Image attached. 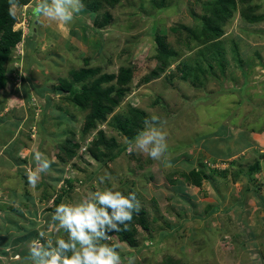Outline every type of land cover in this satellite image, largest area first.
<instances>
[{
  "label": "rangeland",
  "instance_id": "374dc122",
  "mask_svg": "<svg viewBox=\"0 0 264 264\" xmlns=\"http://www.w3.org/2000/svg\"><path fill=\"white\" fill-rule=\"evenodd\" d=\"M208 1L214 0H119L104 5L103 11L112 17L105 28L95 24L97 17L103 21V11L96 16L84 2L68 25L35 16L37 0L17 5L14 28L21 27L25 35L8 58V84L0 89V264H32L28 245L40 239L38 230L53 240L67 237L51 221L62 189L68 190L62 202H73L113 184L123 193L136 194L149 225L135 234L137 245L118 233L102 241L118 245L123 264L129 258L147 264L174 256L195 264H264L262 199L246 189L244 177L235 180L229 168L248 169L259 159L264 163V0H235L236 10L217 39L193 51L180 48L181 26L198 24ZM253 15L260 21L251 23ZM156 36L179 55L159 77L140 83L158 62ZM214 53H220L217 60ZM185 57L192 66L199 60L201 68L212 66L209 73L198 71L207 81L196 80L194 74L180 78ZM136 65L132 90L81 142L87 112L53 91L59 78H69L78 67L118 73ZM130 106L141 109L147 120L160 118L171 169L138 150L130 151L134 138L105 163L89 150L97 130H103L109 142H128L127 134L114 127V115L129 113ZM73 132L78 147L59 163V157H67L64 148ZM109 148L102 149L118 151ZM35 151L52 164L33 188L25 166ZM193 167L201 170V186L181 174ZM106 174L110 178L101 183L99 177ZM262 174H253L252 181L264 193ZM66 179L72 180L71 187ZM45 191L49 199L42 198Z\"/></svg>",
  "mask_w": 264,
  "mask_h": 264
},
{
  "label": "trees",
  "instance_id": "16d2710c",
  "mask_svg": "<svg viewBox=\"0 0 264 264\" xmlns=\"http://www.w3.org/2000/svg\"><path fill=\"white\" fill-rule=\"evenodd\" d=\"M30 0H16L17 5H23L28 3ZM119 0H83L86 9L91 11L92 14L98 15V12L104 10V5H115ZM246 1V0H241ZM161 7L163 3H160ZM206 8L205 14L200 18V22L195 24L193 27L182 25L184 29V34L179 35L177 39L180 48L194 50L198 48L199 45L208 44L213 42L223 33V26L226 24L228 18L231 16L232 11L236 10L235 0H214L204 3ZM9 0H0V89L4 88L8 84L7 75V62L15 46L22 39V30L14 29V24L17 20L13 19L9 15ZM103 21H99L98 17L95 20V24L100 28H105L109 23L110 15L106 11L102 13ZM249 21L258 22L260 17L255 15L248 18ZM178 29V28H176ZM155 39H159L158 45L156 46V59L158 62L154 65V68L149 70L140 79V83L150 82L151 80L159 77L162 72L166 71V67L173 63V58L179 55L177 49H175L171 44L164 41L160 36H156ZM202 51V50H201ZM197 50L199 55L202 52ZM216 54L215 58L220 53ZM203 58L207 59V55L203 54ZM212 57V55H211ZM88 61V59H86ZM183 60V59H182ZM181 60V71L183 80L190 78L194 74L196 80L207 81V77L198 74L199 70L202 72L209 73L212 66L201 68V63H196L197 65L192 66L186 62V57ZM88 63V62H87ZM218 66H220L223 72L224 63L222 59L217 61ZM224 65V66H223ZM192 66V67H191ZM223 67V68H221ZM137 65L134 68L122 67L119 69L118 73H100V68H84L78 67L70 71L69 78H59V85L53 88V91L57 94L63 95L66 99H69L77 109L87 112L85 117V122L83 124L80 141L85 142L89 133L92 129H95L97 122L104 121L106 117L113 112V109L118 106V104L127 96V94L132 90L131 83L135 78L137 71ZM187 69H189L187 71ZM174 75V73L172 74ZM1 104V100H0ZM148 119L147 114H145L141 109L130 106L129 113L114 115L115 124L114 127L127 134L128 142L123 146L116 144L115 142H109L106 140L105 132L103 130H97L96 137L92 140L89 150L94 154L98 160L101 162H106V157L113 158L118 154L119 151L125 149L128 145L130 139L134 138L138 131L144 128V121ZM75 136V132L68 137L66 141V148H64L67 157H59V163H65L68 158L72 157L75 153V148L78 147V141L72 142ZM115 141L114 139H112ZM111 143V144H110ZM110 147L112 150L115 146L118 147L117 152L108 153L103 151L102 148ZM262 154V153H261ZM105 156V157H104ZM104 157V158H103ZM254 164L250 165L248 169H242L240 167L232 168L229 167L231 173L235 180H240L244 177L246 179V189L251 190L254 195H257L262 199V206L264 208V193L258 191L259 183L253 182L252 176L260 173H264V163L263 159H259ZM185 180H188L191 184L201 186L202 184V174L198 167H193L188 172L181 173ZM264 175V174H262ZM65 184L71 187L72 180L66 179ZM68 192L62 189L60 195L55 199V207L59 205L63 200V195ZM129 195L128 193H124ZM51 195L48 191H45L42 198L49 199ZM147 212L144 210H139L133 213V219L128 224L125 230L121 226V230L118 232H111L109 234L118 233L122 240L129 242L131 245H137L134 240L135 234L138 233L139 228L142 230L147 228L148 219L146 216ZM67 238V237H63ZM145 243V242H144ZM149 245V241H146L145 245ZM155 244V243H154ZM21 252V251H20ZM21 255V254H20ZM203 263V262H202ZM137 264H141L139 261ZM147 264H195L193 262H187L186 259H179V257H171L170 259H163L159 262H151ZM204 264V263H203Z\"/></svg>",
  "mask_w": 264,
  "mask_h": 264
},
{
  "label": "clouds",
  "instance_id": "9594fccd",
  "mask_svg": "<svg viewBox=\"0 0 264 264\" xmlns=\"http://www.w3.org/2000/svg\"><path fill=\"white\" fill-rule=\"evenodd\" d=\"M9 5V15L15 19L16 0H9ZM83 8V0H37L33 14L57 25H68ZM14 29H21L24 37L21 27ZM159 121L156 115L144 121V128L134 137L130 151L138 150L161 162L164 168L171 169L173 164L167 133L158 126ZM51 164L52 161L43 152L35 151L32 161L25 166L28 184L36 187L41 174L49 173ZM109 178L106 174L100 176L99 180L103 183ZM138 211L136 194L125 195L115 184L98 189L79 201L61 202L52 212L51 221L56 231L62 230L67 238L58 236L53 240L46 237L45 231L38 230L40 239L29 242L28 259L32 264H123L116 250L118 245L110 246L102 241L109 239V233L120 231L121 226L126 230L133 213ZM127 264L135 262L129 258Z\"/></svg>",
  "mask_w": 264,
  "mask_h": 264
},
{
  "label": "water",
  "instance_id": "95a60500",
  "mask_svg": "<svg viewBox=\"0 0 264 264\" xmlns=\"http://www.w3.org/2000/svg\"><path fill=\"white\" fill-rule=\"evenodd\" d=\"M35 37V33H34V35H33V38ZM18 254V251H12V256L14 257V256H16Z\"/></svg>",
  "mask_w": 264,
  "mask_h": 264
},
{
  "label": "built area",
  "instance_id": "2783aa9c",
  "mask_svg": "<svg viewBox=\"0 0 264 264\" xmlns=\"http://www.w3.org/2000/svg\"><path fill=\"white\" fill-rule=\"evenodd\" d=\"M24 15V14H23ZM15 28H17V27H15ZM24 34H25V32H24ZM24 36V35H23Z\"/></svg>",
  "mask_w": 264,
  "mask_h": 264
}]
</instances>
